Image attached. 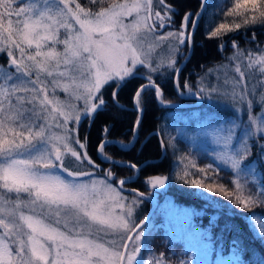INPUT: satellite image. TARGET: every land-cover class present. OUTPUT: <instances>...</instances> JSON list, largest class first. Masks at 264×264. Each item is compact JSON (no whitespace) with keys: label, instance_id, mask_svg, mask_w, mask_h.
Here are the masks:
<instances>
[{"label":"snow or ice","instance_id":"1","mask_svg":"<svg viewBox=\"0 0 264 264\" xmlns=\"http://www.w3.org/2000/svg\"><path fill=\"white\" fill-rule=\"evenodd\" d=\"M44 4L41 10L37 4H24L23 0H0V53H6L14 69L0 75V189L15 194V199L0 194V264H139L144 231L140 227L143 221L136 220L135 212L145 193L132 190L131 197L122 196L108 180L111 171L104 174V179H94L99 165L86 151L78 150L87 147L86 138L82 143L77 135L78 126L83 117L93 116L105 105L106 86L120 90L122 82L141 73L148 83L135 92L137 110L141 111V96L148 89H154L160 104H167L154 74L180 72L177 57L189 39L185 30L189 25L195 28L197 21L191 14L186 15L180 29L172 30L174 20L164 14L172 12L166 0H124L95 13L76 0H58L55 5L44 0ZM224 14L241 17L242 23H220L211 32L212 37L220 36L222 31L264 23V0H235ZM13 16L17 18L15 21ZM127 17L132 19L125 22ZM149 36L152 42H148ZM161 44L166 45L161 49L163 56L159 53L154 56ZM57 45H62L63 50H58ZM234 47L237 52L230 59L247 57L250 64L261 65L264 72V50L255 56L253 52L240 50L235 43ZM61 65L64 71H60ZM235 70L241 72L239 66ZM33 73L35 80L31 79ZM41 73L52 77L53 94L60 89L83 104L63 105L59 100L49 99L48 84L41 80ZM64 78L67 83L61 82ZM175 87L187 88L192 94V87L188 83L181 85L179 79ZM218 91L202 82L198 88L202 98ZM223 95L226 98L230 95L234 105H246L254 136L264 134V125L259 123L264 115L253 114L254 102L246 93L233 90ZM117 96L118 91L112 93L114 103ZM260 103L264 109V94L260 95ZM236 111H241V107H236ZM139 123L138 119L137 127ZM235 128V125L228 127L218 138L224 150L217 158L239 173L251 151L247 138L239 156L228 151ZM108 143L106 140L99 145V153L111 161V157L104 156ZM258 146L264 148V144ZM66 156L74 158L81 170H69L65 166ZM89 166L92 170H85ZM191 166L196 167L195 163ZM214 171L209 165L197 173H178L176 179L196 189L218 193L241 209H249L256 203L264 206V198L257 200L244 194L245 186L239 178L233 181L232 191L207 175ZM201 174L202 178H191ZM168 179L155 176L147 183L153 188H163ZM125 184L126 181H120L121 190ZM261 196L264 197V192ZM22 209H28L29 214ZM217 218L213 216L212 220ZM251 219L258 234L264 237V221L255 216ZM93 226L118 239L102 243L90 238ZM147 264L164 261L150 258Z\"/></svg>","mask_w":264,"mask_h":264},{"label":"trees","instance_id":"2","mask_svg":"<svg viewBox=\"0 0 264 264\" xmlns=\"http://www.w3.org/2000/svg\"><path fill=\"white\" fill-rule=\"evenodd\" d=\"M107 1L109 0L103 2L89 0V3L95 5L92 8L99 9V5ZM204 1L203 4V0H166V4L172 9L171 16L177 27L183 23L184 16L189 13L194 19L204 5L192 36V53L178 77L181 85L188 83L192 87V93H198V88L201 86L199 83L201 76L204 86H207L206 72L215 66L229 62L230 57L236 54L237 48L234 47V43L239 46L240 50L253 52L255 56L261 54L259 50H264V23L242 26L240 29H234L230 32L222 31L220 36L212 37L208 33L211 27L217 28L220 23L229 25H233V22L242 23V18L228 17L224 14L234 6L235 0ZM76 2L86 7L88 0H76ZM185 50L186 53L182 60L187 59L190 53L187 46H185ZM244 58L247 63L249 59ZM175 77L176 74L173 75L171 70L162 74H154V80L160 86L165 100L168 101L167 104H181V106L165 107L161 105L155 97L154 89H148L141 96L142 118L137 128L136 121L139 119V112L134 108L133 100L138 88L148 82L145 76L142 73L133 75L126 82H122L120 90L106 86L103 90L105 105L98 109L93 116L82 121L80 127L82 129L81 131L78 130L80 138L83 134L81 142H85L86 138V152L89 158L102 167V170L109 169L115 177L120 179L132 178L136 175L135 168L102 162L98 158L97 150L105 139L129 143L136 128L137 139L133 146L122 149L110 141L106 144L104 153L113 160L134 164L140 169L139 176L133 182L126 183L129 188L146 194L148 192L143 185L147 179L156 175L168 177L167 197H171L174 203L188 210L189 220L180 216L176 219L179 223H175L174 220L169 219L167 212L164 211L166 209L162 210L165 201L162 196L150 216L149 222L153 223L152 236L156 237L154 242L163 251L157 259L164 261V264H181V261L184 264H198L197 261L191 260V254L195 249V246L191 245L194 242L191 243L192 238L197 239V243L204 242L208 246L213 257H216L217 264H221L219 260H226L229 264H264V237L254 232L248 221L252 215L264 219V206L256 203L253 207L239 212L219 204L220 202H217V199H212V195L206 190L185 185L176 179L177 174L183 175L184 171L197 173L200 168H204L200 165L206 163L204 158L205 161L202 160L199 167L192 168V163L189 164L188 158L192 146L185 141L186 133L181 132L180 134L182 127L184 130L190 126L192 128L195 122L201 121V119L203 121L209 120L210 123L221 126L224 121L223 116H230V114L232 116L233 114L226 113L220 105L208 106L203 103L196 106L198 103L196 100L185 99L183 96L192 95L188 93L187 88L177 89L175 87ZM117 91V102L114 103L112 93ZM204 99L203 96L202 100ZM208 117L211 118L208 119ZM185 119L189 120L190 123L186 124ZM105 128L108 129L107 133L104 132ZM190 130L191 133L194 132V130ZM160 139L165 149L164 157L158 162L144 164L146 161L161 158ZM259 139H252L251 145H249L251 155L247 157L245 163L255 158L257 153L261 154L257 150L259 141L263 142L264 138ZM208 161L212 163L211 159ZM202 175H193L191 178H202ZM207 175L215 178L217 183H223L227 188L233 187V174L224 168L219 169L217 173L208 172ZM248 175L251 178L254 177L253 172ZM256 178V181L244 179L248 190L244 194L247 196L253 193V197L260 200L264 198L261 196V193L264 192L263 163H258ZM197 193L202 194L198 195ZM126 194L132 195V193L127 192ZM205 197L211 199H205ZM226 200L228 199L226 198ZM214 204L219 205V207L213 206ZM151 208L152 204L143 200L138 212V220L143 221ZM155 214L156 220H154ZM213 216L218 218L213 221ZM179 227L184 230L182 237L173 231ZM188 229L192 231L189 232ZM200 239L201 241H199ZM156 245H153L151 249L154 250ZM147 250L149 249H144V252Z\"/></svg>","mask_w":264,"mask_h":264},{"label":"rangeland","instance_id":"3","mask_svg":"<svg viewBox=\"0 0 264 264\" xmlns=\"http://www.w3.org/2000/svg\"><path fill=\"white\" fill-rule=\"evenodd\" d=\"M98 1L103 2L105 0H96V2H98ZM29 2L37 4L38 8H40L41 10L45 7L44 0H23L24 4H27ZM117 2L123 3L124 0H109L106 3L99 5V9L92 8L95 5H91L89 3V0H88L87 6L84 8L86 10L92 12V13H95V12L100 11L103 8H110L113 3H117ZM154 2H155V0H154ZM57 3H58V0H48L49 5H55ZM61 7H62V5H61ZM200 12H201V10H200ZM164 14L171 16V12L165 11ZM199 14L197 16H195L194 19L192 16H191V18L198 22ZM12 19L15 21L17 18L15 16H13ZM131 19H132V17H127V18H125V22H129ZM181 25H182V23L178 27L175 25L172 28V30L175 31V30L180 29ZM195 29H196V27H195ZM215 29H216V27L215 28L211 27L208 30V33L211 35V32L214 31ZM185 32H186V37H189V39H187L186 43L183 46H181V52H180L179 56L177 57V67H179V68L185 61H188L187 60L188 58L187 59L185 58L183 60H182V58H183V56H185V53H186L185 46H187L190 50L189 40H190L191 33L193 32L192 26L189 25L188 28L185 30ZM194 32H195V30H194ZM194 32H193V34H194ZM63 34H64V31H63V29H61L62 37H63ZM193 34H192V36H193ZM190 41H191V46H192V38ZM148 42H152L150 36L148 38ZM165 47H166L165 44H161L160 47L156 49V52L153 53V55L155 56L157 53H159L161 56H163V52H161V49H163ZM57 48L60 51L63 50L62 45H57ZM30 51H33V50H30ZM257 56H259V55H257ZM253 59H255V57H253ZM165 62H166V60H165ZM237 66H239L241 68V72H237L235 70ZM261 67L262 66L259 64H254V63L250 64L249 60L246 63L245 58H242L241 60H231L230 59L229 62H225L220 66H215L206 72V74H207V76H206L207 87H209V88L215 87V88L219 89V91L211 93V96L204 95V98H205L204 100H202L203 98L200 96V94L192 93L191 95H195V96H198L201 98V102L198 103L196 106H200L203 103L207 104L208 106L220 105L224 108L226 113H229V114L232 113L233 115L232 116H231V114H230V116L224 115L223 116L224 121L221 124V126H219L217 124L210 123L209 120L203 121L201 119V121L200 120L196 121L192 128L190 126L188 129L184 130L182 127V129L180 130V134H181V132L186 133L187 137L185 138L186 139L185 141L187 143H189V145L192 146L191 153H190V156L188 158L189 164L195 163L196 167H199V164L202 163V160H204V158H205L206 159L205 165L201 164L200 166L207 168L209 165H211L212 168L215 169V171H214L215 173H217L219 169L224 168L225 170L230 171L233 174V179H232L233 181H235L237 178H239L241 184H243L244 186L247 184L244 179H248V180L250 179L253 181L257 180L256 177H257L258 163L264 164V148H259V146H258L257 151L260 152L261 154L257 153L255 155V158H253L248 163H245V160L247 159L246 158L241 164V168L239 170V173H237L236 171H234L231 168L230 164H227L223 160L217 158V154L221 153L224 150L222 143H218L217 141H218V138L220 136H223L225 134L228 127L235 125L236 126L235 135L233 137L231 147L229 148L228 151L233 155L236 154L237 156H239V154H240L239 151L241 150L242 143L244 142L245 138H247L249 145H251L253 138H255V139H258V138L261 139L262 137L264 138V134L260 135L259 133H257L256 136H254L251 123L248 120V113L246 110V105L245 106L234 105V103L230 99V95L227 98L223 95L224 93L231 94L233 92V90L237 93H242V92L246 93L247 98L250 100H253V102H254L253 114L256 116L264 115V109H262L261 103H260V95L264 94V72H261ZM8 71H14V69L9 64V59H8L6 53H0V75H3L4 72H8ZM60 71H64L63 65H61ZM180 72H181V70H180ZM180 72L178 73V77H179ZM241 73H243V75H241ZM40 78L46 84H48L49 99L59 100L63 105H67L70 103H76L79 106V105L83 104V101H75L69 95V93H65L60 89H57L56 93L53 94L52 93V87H51L52 77H47L46 74L41 73ZM31 79H33V80L36 79L35 73H33ZM61 82L67 83L68 79L64 78ZM201 82L204 85L202 76L199 78V83L201 84ZM139 88H138V90H139ZM134 99H135V96H134ZM193 100H196V99H193ZM133 104H134V108L137 110V108L135 107V100H133ZM29 107H30V105H29ZM236 107H241V111L237 112ZM140 112L142 113V111H140ZM140 112H139V120L141 121ZM85 118H87V117H83L82 121ZM210 118L211 117H208V119H210ZM82 121H81L80 125L78 126V130L82 126V123H83ZM184 121L187 122L186 124L190 123L189 120H187V119H185ZM191 123H192V121H191ZM259 123L261 125H264V117H261L259 119ZM185 127H187V126H185ZM81 129H80V131H81ZM190 129L194 130V132L191 133ZM53 131H58V130L53 128ZM81 134H82V132H81ZM77 135H78V132H77ZM82 137H83V134H82ZM136 139H137V136H136V129H135L133 138L131 141H129V143L117 142V141H115V142L118 143L119 148L126 149V148H130L131 146H133L136 142ZM106 140L109 141L110 139H105L103 141V143ZM259 144H264V141L263 142L259 141ZM78 150L79 151H86V149H83V150L78 149ZM253 152H256V151L253 150ZM97 153L100 155V157H102L101 154L99 153V148L97 150ZM104 156H108V155H106L104 153ZM98 158H99V156H98ZM208 159H211L212 163H210V161H208ZM111 161H116V160L111 159ZM118 162H121V161H118ZM105 163H107V162H105ZM121 163H124V162H121ZM95 164L98 165L97 163H95ZM127 164H129V163H127ZM65 166H67L69 168V170H77V171L81 170L78 167V162H75L74 158H71L70 156H66ZM85 170H92L91 166H89ZM96 171L98 174H97V176L94 177V179L100 180V179H104V174L110 170L109 169L102 170V167L99 165V168L96 169ZM251 172L254 173L253 178H251L248 175ZM139 174H140V169L138 170V174L136 171V175L133 176L132 178L120 179L118 177H115V175L112 173V176L109 177L108 180H109V182L112 183L113 187L117 189V191H120V194L122 196L131 197L130 195L128 196V194H126V192H124L123 189L121 190V188L119 187V183L121 180L126 181L129 179H134V178L136 179L139 176ZM61 175H66V174L61 173ZM156 176H163V175H156ZM153 177H155V176H152L149 179H147L145 184L143 185V187H145V189L148 192L145 195L151 197L156 204L158 203L159 198L160 197L162 198V196H163L165 198V201L163 203L162 210L166 209L164 211L167 212L169 219L174 220L175 223H179V221L176 219H178V217H180V216L183 217L185 220H189L188 210H185L186 208H184L183 206H178V204L174 203V200L171 197H167V194H166L167 182L163 188H160V187L153 188L150 184L147 183ZM126 185L127 184L123 185V188H129ZM246 186H245L244 192H246V191L248 192ZM228 189L234 191L235 185L233 184V187L231 189L230 188H228ZM0 194L5 195L6 198H8V199H15L14 193H10V194L6 193L5 190H3V189H0ZM210 194L212 195V199H214V200L217 199L216 201L220 202L219 204H221L223 206L231 207L233 210H236L239 212L244 210V209H241V208L237 207L236 205L232 204L229 200H226L225 197H223L222 195H219L218 193H216V194L210 193ZM22 195H25V194H22ZM251 196H253V193H251ZM140 208H141V205L139 206V208L136 209V212H135V218L137 221H139L138 220V212L140 211ZM22 210L26 214H29L28 209H22ZM116 211L119 212L120 209H117ZM255 216H257V215H255ZM251 217H250V219H248L249 225L252 227L253 231L258 234V231L254 228V222L251 219ZM257 217L259 220L264 221V219L261 218L260 216H257ZM154 220H156V214L154 215ZM97 228H99V226H93V231H92V235L90 238L97 239L102 243H106L113 238L118 239V237L113 236L112 234H105L104 231H97ZM142 229L144 231V236L142 237V241H141V253L137 259L139 261V264H147V261L150 258L157 259V257H160L159 255H162L163 251L154 242L156 237L154 238V236H152L153 223L148 221ZM0 231H2V229H0ZM173 231L176 233V235H178L180 237L184 236V232H183L184 230H181L180 227L177 229H174ZM191 231L192 230H189V232H191ZM190 241H191V243L194 241L191 245L195 246V249H193V253L191 254V260L197 261L198 264H217L216 263V257H213V255L211 254V252L208 249V246H206V244L204 242H198L197 243V239H193V238ZM199 241H201V239ZM153 245H156L154 247V250L151 249V247ZM144 249H149V250H147V252H144ZM219 262L221 264H229L228 262H226V260H219Z\"/></svg>","mask_w":264,"mask_h":264},{"label":"water","instance_id":"4","mask_svg":"<svg viewBox=\"0 0 264 264\" xmlns=\"http://www.w3.org/2000/svg\"><path fill=\"white\" fill-rule=\"evenodd\" d=\"M204 0H203V4H204ZM203 8H204V5H203V7H202V9H201V12H200V14H199V16H198V18L200 17V15L202 14V12H203ZM194 30H195V28H193V32H194ZM193 32L191 33V36H190V40H191V38H192V34H193ZM189 40V45H190V53H189V56H188V59H189V57H190V55H191V53H192V46H191V41ZM187 59V60H188ZM187 61H185L181 66H180V70L182 69V67L184 66V64L186 63ZM178 79V74L176 75V77H175V83H176V80ZM147 84V83H146ZM141 88V87H140ZM139 88V89H140ZM182 96V95H181ZM185 99H196L197 100V102L198 103H200L201 102V98L200 97H198V96H194V95H192V96H183ZM157 99V98H156ZM135 100V99H134ZM157 101H158V99H157ZM159 102V101H158ZM197 103V104H198ZM161 105H163V106H165V107H178V106H181V105H174V104H161ZM140 112V111H139ZM86 117V116H85ZM142 118V113L140 112V119ZM136 128H137V125H136ZM135 128V129H136ZM135 131V130H134ZM154 134V133H153ZM109 141H112V142H114L117 146H119L118 145V143L117 142H115V141H113V140H109ZM160 145H161V148H162V156H161V158H159L158 160H153V161H146L144 164H147V163H152V162H158V161H160V160H162V158L164 157V155H165V149H164V145H163V142H162V140L160 139ZM98 156H99V159H100V161H102V162H107V163H112V164H119V165H130V164H127V163H121V162H118V161H109V160H105V159H103L102 157H100V155L98 154ZM136 169V171H137V174H138V170H139V168H135ZM135 179V178H134ZM134 179H129V180H126V183H128V182H132ZM119 187L121 188V185H120V183H119ZM132 190H135L137 193H139L140 191H138V190H136V189H132V188H123V191L124 192H127V193H132ZM143 200H145V201H148V202H150L151 204H152V208H151V210H150V212H149V214H148V216L143 220V223L140 225V227L141 228H143L145 225H146V223L149 221V219H150V216L152 215V213H153V211H154V209L156 208V206H157V204L154 202V200L151 198V197H149V196H146V195H144V197L142 198Z\"/></svg>","mask_w":264,"mask_h":264}]
</instances>
